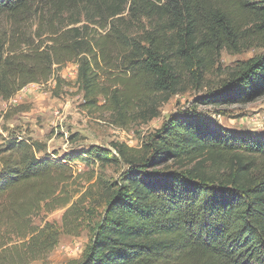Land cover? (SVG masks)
<instances>
[{
    "label": "trees",
    "instance_id": "obj_1",
    "mask_svg": "<svg viewBox=\"0 0 264 264\" xmlns=\"http://www.w3.org/2000/svg\"><path fill=\"white\" fill-rule=\"evenodd\" d=\"M253 49L261 53L221 69L222 52ZM67 64L77 67L82 107L118 128L146 124L211 77L220 81L196 103H250L264 96V0H0L1 101L50 80L55 91ZM41 147L10 133L0 145V264H31L56 247L55 226L38 229L32 217L77 160L125 169L71 264H264V135L183 111L137 148L90 147L60 163L39 158Z\"/></svg>",
    "mask_w": 264,
    "mask_h": 264
},
{
    "label": "rangeland",
    "instance_id": "obj_2",
    "mask_svg": "<svg viewBox=\"0 0 264 264\" xmlns=\"http://www.w3.org/2000/svg\"><path fill=\"white\" fill-rule=\"evenodd\" d=\"M260 53L259 49L237 55L222 52L219 65L221 69L232 67ZM55 72L63 82L55 91V83L50 80L41 85H28L6 102L0 100V142L8 133L30 138L42 146L43 153H38L39 158L46 154L61 163L64 156L80 154L90 147L110 149L111 143H119L137 148L143 138L160 128L165 119L183 111L236 133L264 135V96L250 103L220 107L196 103L206 92L216 88L220 81L218 76L209 78V88L200 93L188 91L173 96L160 105L158 116L146 124L118 128L102 109L82 107L84 98L77 86L74 64H67ZM100 80L103 82V76ZM70 167L73 171L71 179L58 187L51 205H42L32 217L33 226L38 229L45 224L54 225L59 233L58 243L43 259L31 264H71L80 260L103 218L106 187L116 182L125 169L121 162L91 169L78 160L70 163ZM63 202L67 203L58 205ZM70 216L74 218L71 221Z\"/></svg>",
    "mask_w": 264,
    "mask_h": 264
},
{
    "label": "crops",
    "instance_id": "obj_3",
    "mask_svg": "<svg viewBox=\"0 0 264 264\" xmlns=\"http://www.w3.org/2000/svg\"><path fill=\"white\" fill-rule=\"evenodd\" d=\"M0 143L2 144V142H0ZM1 144H0V145H1Z\"/></svg>",
    "mask_w": 264,
    "mask_h": 264
}]
</instances>
